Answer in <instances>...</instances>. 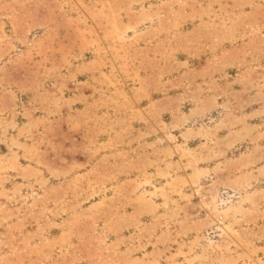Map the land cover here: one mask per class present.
I'll return each mask as SVG.
<instances>
[{"label": "rangeland", "instance_id": "rangeland-1", "mask_svg": "<svg viewBox=\"0 0 264 264\" xmlns=\"http://www.w3.org/2000/svg\"><path fill=\"white\" fill-rule=\"evenodd\" d=\"M260 151L264 0H0V264H264Z\"/></svg>", "mask_w": 264, "mask_h": 264}, {"label": "crops", "instance_id": "crops-1", "mask_svg": "<svg viewBox=\"0 0 264 264\" xmlns=\"http://www.w3.org/2000/svg\"><path fill=\"white\" fill-rule=\"evenodd\" d=\"M262 154L260 151L258 155L256 154L252 160L245 164L241 159L238 163L236 161L237 165H242L236 171L231 167L232 162H230V165L226 163L228 171L225 169L226 173L222 175L227 182L231 180L233 189L238 190L240 194L238 206L250 212L249 216L253 217V221L257 223V226L259 219L262 221L259 228L264 226V156ZM249 198H251V201H255L254 206H252L253 204L247 205V203H251Z\"/></svg>", "mask_w": 264, "mask_h": 264}]
</instances>
